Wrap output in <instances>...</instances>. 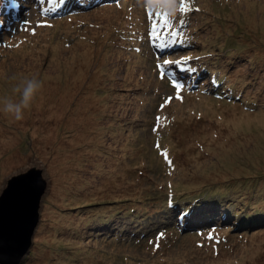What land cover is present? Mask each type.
I'll use <instances>...</instances> for the list:
<instances>
[{
	"label": "rangeland",
	"instance_id": "obj_1",
	"mask_svg": "<svg viewBox=\"0 0 264 264\" xmlns=\"http://www.w3.org/2000/svg\"><path fill=\"white\" fill-rule=\"evenodd\" d=\"M97 1L0 23V98L43 81L23 119L0 112V194L31 166L48 181L21 264H264V0L174 12L180 90L149 47L168 0Z\"/></svg>",
	"mask_w": 264,
	"mask_h": 264
},
{
	"label": "water",
	"instance_id": "obj_2",
	"mask_svg": "<svg viewBox=\"0 0 264 264\" xmlns=\"http://www.w3.org/2000/svg\"><path fill=\"white\" fill-rule=\"evenodd\" d=\"M47 187L43 169L37 166L9 178L0 194V263L21 264L28 255Z\"/></svg>",
	"mask_w": 264,
	"mask_h": 264
},
{
	"label": "clouds",
	"instance_id": "obj_3",
	"mask_svg": "<svg viewBox=\"0 0 264 264\" xmlns=\"http://www.w3.org/2000/svg\"><path fill=\"white\" fill-rule=\"evenodd\" d=\"M164 7L171 10L170 5H164ZM42 88L43 81L39 77L22 79L13 88V91L18 94V98H0V112L10 115L16 120L23 119L25 111L31 107Z\"/></svg>",
	"mask_w": 264,
	"mask_h": 264
},
{
	"label": "snow or ice",
	"instance_id": "obj_4",
	"mask_svg": "<svg viewBox=\"0 0 264 264\" xmlns=\"http://www.w3.org/2000/svg\"><path fill=\"white\" fill-rule=\"evenodd\" d=\"M60 2L63 3V0H60ZM190 10H191V8H190L189 0H181L180 11L183 12V13H187ZM149 13L151 14V9L150 8H149ZM163 15H164L165 23L169 27H171V19L169 17V14L167 12H165ZM25 23H29V22L28 21H25ZM152 35L153 36H156L157 35V33L155 31V27L153 29ZM173 35H179V33H173ZM163 63L164 64H177V65H179V64H181V61L165 60ZM182 70L187 71L189 69H182ZM172 83H173V85L175 86V88L177 90H180L183 87V85L178 80H176V79H173ZM168 99L170 100L171 97H169Z\"/></svg>",
	"mask_w": 264,
	"mask_h": 264
},
{
	"label": "trees",
	"instance_id": "obj_5",
	"mask_svg": "<svg viewBox=\"0 0 264 264\" xmlns=\"http://www.w3.org/2000/svg\"><path fill=\"white\" fill-rule=\"evenodd\" d=\"M230 98H232V96L230 97ZM169 195V197H174L175 196V194L172 192V193H169L168 194ZM214 224H216V223H213L211 226L212 227H214L215 225ZM198 231H200V229H197ZM206 230H202V231H200L199 233H202V232H205ZM160 233H161V235L163 234V232L162 231H160ZM159 235V233H157V236Z\"/></svg>",
	"mask_w": 264,
	"mask_h": 264
}]
</instances>
